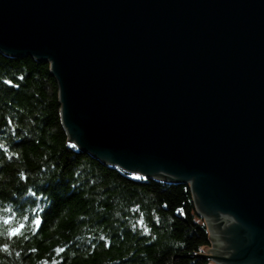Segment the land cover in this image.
Listing matches in <instances>:
<instances>
[{
	"label": "water",
	"instance_id": "obj_1",
	"mask_svg": "<svg viewBox=\"0 0 264 264\" xmlns=\"http://www.w3.org/2000/svg\"><path fill=\"white\" fill-rule=\"evenodd\" d=\"M0 53L49 65L68 143L188 185L217 264H264V0H0Z\"/></svg>",
	"mask_w": 264,
	"mask_h": 264
},
{
	"label": "trees",
	"instance_id": "obj_2",
	"mask_svg": "<svg viewBox=\"0 0 264 264\" xmlns=\"http://www.w3.org/2000/svg\"><path fill=\"white\" fill-rule=\"evenodd\" d=\"M0 145V264H208L188 185L137 179L69 144L48 64L0 53Z\"/></svg>",
	"mask_w": 264,
	"mask_h": 264
},
{
	"label": "snow or ice",
	"instance_id": "obj_3",
	"mask_svg": "<svg viewBox=\"0 0 264 264\" xmlns=\"http://www.w3.org/2000/svg\"><path fill=\"white\" fill-rule=\"evenodd\" d=\"M0 147H3V145H0ZM73 147H75V145H73ZM136 178L137 179H141L142 177H136ZM32 195L36 196V193L33 192ZM5 211L6 212H12L13 210L12 209H5ZM21 215H22L23 220H28L29 219V217L23 216V214H21ZM12 223H13V217L11 215H8L7 217L3 218V224L10 225ZM31 223L38 230L40 225H41V223H42V219L39 216H37L35 219H33L31 221ZM139 223L143 224V219L142 218L139 221ZM25 228H26V225L24 223H20L18 226L10 228L8 230V235L11 236V237H16V236L20 235ZM145 231H147V229H145ZM101 239H103V237H101ZM3 250L4 251H8V246L4 245L3 246ZM56 251H57V253H60V252L63 251V249H59L58 248V249H56ZM17 255H19V254L17 253ZM45 264H47V262H45ZM54 264H55V262H54Z\"/></svg>",
	"mask_w": 264,
	"mask_h": 264
},
{
	"label": "rangeland",
	"instance_id": "obj_4",
	"mask_svg": "<svg viewBox=\"0 0 264 264\" xmlns=\"http://www.w3.org/2000/svg\"><path fill=\"white\" fill-rule=\"evenodd\" d=\"M83 153H84V152H83ZM87 155H88V154H87ZM116 169H118V168H116ZM196 213H197V211H196ZM199 217H201V216L199 215ZM202 219H203V218H202ZM203 222H204V219H203ZM204 224H205V222H204ZM205 225H206V224H205ZM210 249H212L211 245H210ZM202 254L207 255V253L205 252V248L202 249ZM207 261H208V264H217V263H215L214 261H212L210 258H208Z\"/></svg>",
	"mask_w": 264,
	"mask_h": 264
},
{
	"label": "bare ground",
	"instance_id": "obj_5",
	"mask_svg": "<svg viewBox=\"0 0 264 264\" xmlns=\"http://www.w3.org/2000/svg\"><path fill=\"white\" fill-rule=\"evenodd\" d=\"M108 167V166H107ZM112 168H115V167H112ZM120 170V169H119ZM122 171V170H121ZM124 173H126V172H124ZM126 174H128V173H126ZM138 176V175H137ZM138 177H140V176H138ZM176 185V184H175ZM191 193V192H190ZM192 196V195H191ZM196 210V209H195ZM199 216V215H198ZM202 218V217H201ZM207 228V227H206Z\"/></svg>",
	"mask_w": 264,
	"mask_h": 264
}]
</instances>
